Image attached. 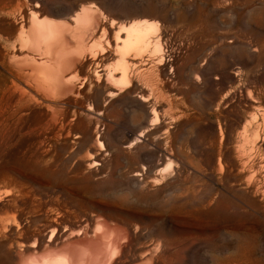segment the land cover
I'll return each instance as SVG.
<instances>
[{
	"label": "rangeland",
	"instance_id": "rangeland-1",
	"mask_svg": "<svg viewBox=\"0 0 264 264\" xmlns=\"http://www.w3.org/2000/svg\"><path fill=\"white\" fill-rule=\"evenodd\" d=\"M80 9L103 29L38 91L20 38ZM0 209L26 232L129 223L159 264H264V0H0Z\"/></svg>",
	"mask_w": 264,
	"mask_h": 264
},
{
	"label": "bare ground",
	"instance_id": "bare-ground-1",
	"mask_svg": "<svg viewBox=\"0 0 264 264\" xmlns=\"http://www.w3.org/2000/svg\"><path fill=\"white\" fill-rule=\"evenodd\" d=\"M36 6L34 7L36 8ZM70 22L73 23V26L66 22L57 23L49 20L36 21V19H31V27L29 30L27 29L26 39L20 38L21 45L31 41L42 49V54L45 57L40 63L31 61L30 65H25V67L27 66L26 69L30 70L28 77L31 78L30 81L33 85L38 86V91L40 86H45L51 91H59L64 86H62V82L68 81L62 79L63 75L60 76L59 72L66 63L72 61L73 53L83 47L82 38L86 35L88 29L86 27L90 25L92 31L102 30L104 27V23L98 17L91 11L83 9H80L79 14H74L70 18ZM132 30V28L125 30L124 27L119 29L114 48L108 49L106 46L110 56L115 58L122 47L125 48L131 44L130 37L132 35L129 33ZM122 34L125 37L122 38ZM118 43L121 44L120 47H118ZM26 60L27 57L24 59V63L21 59L20 62L27 64ZM74 62L75 59L69 67L66 65L70 69L69 72L73 71ZM22 63L19 64L22 65ZM26 84L29 85V83ZM28 87L31 88V84ZM16 90H18V95H16ZM7 92L10 97L17 98L16 102L21 101L27 94L25 90L20 88L14 90L7 88ZM48 93L52 96L54 92L48 91ZM1 210L3 212L2 215L0 214V236L6 242L9 264H159L162 261L163 245L161 241L150 244L140 243L137 240L136 229H133L126 222L112 223L106 220H92L91 223L82 225L81 219L77 223L66 222L62 226L56 221L50 220L42 227L26 232L20 217L16 213Z\"/></svg>",
	"mask_w": 264,
	"mask_h": 264
}]
</instances>
